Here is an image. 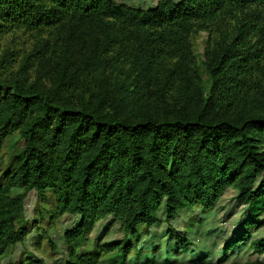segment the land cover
<instances>
[{"label": "trees", "instance_id": "16d2710c", "mask_svg": "<svg viewBox=\"0 0 264 264\" xmlns=\"http://www.w3.org/2000/svg\"><path fill=\"white\" fill-rule=\"evenodd\" d=\"M249 6L264 8V0H162L146 10L115 0H0L5 27L49 26L66 18L74 26L103 24L108 40L128 33L137 42L136 78L155 84L160 99L171 91L179 99L173 113L143 116L140 103L124 96L112 114L103 115L0 81V150L18 129L25 141L18 160L0 176V255L29 232L16 220L30 189L41 201L51 191L55 213L81 216L79 227L67 235L82 244L96 222L109 216L131 235L158 221L162 203L170 221L183 208H212L231 186L242 202H264V47L241 53L235 42L242 38L240 28L209 63L211 97L224 103L221 116L209 117L191 103L202 95L190 73L192 29ZM248 72L250 77L244 75ZM14 187H22V193L11 195ZM248 236L242 232L232 244ZM99 247L117 249L123 259L131 243L122 239ZM253 252L264 257V235ZM69 261L93 264L87 255ZM173 264L208 262L204 254Z\"/></svg>", "mask_w": 264, "mask_h": 264}, {"label": "rangeland", "instance_id": "374dc122", "mask_svg": "<svg viewBox=\"0 0 264 264\" xmlns=\"http://www.w3.org/2000/svg\"><path fill=\"white\" fill-rule=\"evenodd\" d=\"M115 1L146 10L162 0ZM227 15L195 26L189 35L190 73L202 89V95L191 103L214 118L221 116L224 103L211 97L210 61L223 54L240 28L242 38L235 42L241 53L248 55L256 47H264L263 7L233 9ZM107 34V28L99 22L74 26L66 18L49 26L2 24L0 81L21 86L28 93L43 92L67 107L103 115L112 114L124 96L140 103L139 115L163 116L176 111L179 99L174 91L160 99L155 84L136 78L132 62L136 38L117 32L108 40ZM24 147L19 129L5 139L0 150V176L18 160ZM22 191V187H14L11 195ZM54 201L49 190L43 201L35 189L27 192L16 221L29 232L22 242L12 244L0 255V264H70L71 256L80 255L89 256L93 264H173L204 254L208 264H252L264 259L253 252L255 241L264 235V202H242L232 186L212 208H183L170 221L165 219L162 203L158 221L150 227L139 226L131 235L125 236L120 222L109 216L96 222L83 244L67 235V231L79 227L81 216L68 211L55 213ZM242 232L249 234L247 239L232 244L233 237ZM179 237L187 240V246ZM122 239L131 243L123 259L117 249L99 247Z\"/></svg>", "mask_w": 264, "mask_h": 264}]
</instances>
